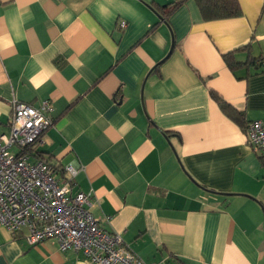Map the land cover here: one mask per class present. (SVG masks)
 Returning <instances> with one entry per match:
<instances>
[{
  "label": "crops",
  "instance_id": "obj_1",
  "mask_svg": "<svg viewBox=\"0 0 264 264\" xmlns=\"http://www.w3.org/2000/svg\"><path fill=\"white\" fill-rule=\"evenodd\" d=\"M171 1L0 0V133L14 101H50L38 152L58 178L76 168L73 194L146 263L264 264V157L247 137L264 120V0L214 21L195 0L156 12ZM26 234L0 225V264H92Z\"/></svg>",
  "mask_w": 264,
  "mask_h": 264
},
{
  "label": "built area",
  "instance_id": "obj_2",
  "mask_svg": "<svg viewBox=\"0 0 264 264\" xmlns=\"http://www.w3.org/2000/svg\"><path fill=\"white\" fill-rule=\"evenodd\" d=\"M51 110L50 101L13 103L9 132L0 133V225L12 233L26 230L30 247L54 239L61 251L80 252L92 264H152L128 249L121 234L100 227L87 209L91 195L73 194L74 166L58 178L55 166L37 157L55 124ZM247 137L264 157V120L251 122Z\"/></svg>",
  "mask_w": 264,
  "mask_h": 264
},
{
  "label": "trees",
  "instance_id": "obj_3",
  "mask_svg": "<svg viewBox=\"0 0 264 264\" xmlns=\"http://www.w3.org/2000/svg\"><path fill=\"white\" fill-rule=\"evenodd\" d=\"M187 1L189 0H173L165 6L159 7L158 5H156V7L154 8L156 9V12H158L160 15L167 16L170 13H172L171 11L177 10ZM195 1L205 21L225 20V19L239 17L242 15V9L240 7V3L238 0H195ZM169 9L172 10L170 12H166ZM245 48L248 49L249 46L248 47L244 46L240 50H243ZM223 58L227 63V65L229 66V68L232 70H235L239 65H241L233 59L232 52L224 54ZM211 96L219 104L222 111L228 115V117H230L236 122H241L242 124L241 120H243V115L241 112H239L238 110L230 106L228 103H226L217 93L212 92ZM36 155L38 158L46 160L42 152H38ZM46 161L50 163L49 160ZM58 169L60 172H62L61 168Z\"/></svg>",
  "mask_w": 264,
  "mask_h": 264
},
{
  "label": "water",
  "instance_id": "obj_4",
  "mask_svg": "<svg viewBox=\"0 0 264 264\" xmlns=\"http://www.w3.org/2000/svg\"><path fill=\"white\" fill-rule=\"evenodd\" d=\"M147 6H149V5H147ZM151 7V6H150ZM170 55V54H169Z\"/></svg>",
  "mask_w": 264,
  "mask_h": 264
}]
</instances>
